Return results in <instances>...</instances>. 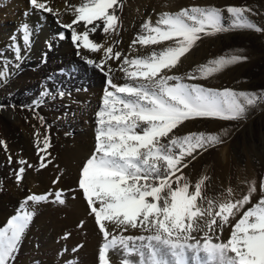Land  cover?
<instances>
[{"label":"snow or ice","instance_id":"snow-or-ice-1","mask_svg":"<svg viewBox=\"0 0 264 264\" xmlns=\"http://www.w3.org/2000/svg\"><path fill=\"white\" fill-rule=\"evenodd\" d=\"M29 2L35 12L59 15L58 11L42 0ZM118 7V0H87L75 9L76 16L72 23L60 25L70 30V38L77 49V56L106 77L102 107L97 113V145L93 155L82 167L78 181V187L86 197L90 212L94 214L106 241L99 253V261L101 264H109V250L119 246L129 257L133 254L139 257L135 262L125 258L123 264H189V252L198 264H204L200 259L201 252L212 264H264V199L245 212L235 223L231 238L226 243H213L208 231L216 224V217H220V227L223 228L229 216L234 217L249 203V196L235 203L220 204L219 211L213 215L211 205L205 210L197 204L198 198L201 197L203 180L195 185L194 192H190L189 184L185 182L181 186L182 177L178 176V186L176 189L172 188L171 177L180 171L178 166L184 157H193L198 150H207L224 141L218 135H205L203 132L184 136L169 134L185 121L196 118H243L246 106L241 102V97L247 105H254L256 102L255 94L249 96L247 93H237L229 89L218 91L196 83H184L179 76L161 75L165 69L171 71L176 66L180 58L201 38L202 33L211 35L213 32L226 30L221 24V12L215 8H185L175 15L165 14L157 21L156 26H152L150 22L144 23L142 27L147 35L138 37L140 44H158L161 41L174 40L175 46H169L160 53H153L144 58L125 57L121 70L128 80L135 83L118 86L105 72L104 65L109 60H119L121 53H114L112 47H107L101 60L89 59L81 54L79 49L82 47L88 52L97 53L103 45L90 39L89 30L78 32L74 27L75 24L83 22L85 26H92L90 31L95 33L99 27L95 22L101 21L103 33L115 31L118 24ZM245 11L246 9L241 7L227 8V12L236 18L232 26L255 28L257 32H264V29L243 19ZM57 23L59 24V20ZM21 28L23 54L14 34L10 38L12 42L7 45L8 50L14 53V59L5 57L3 50H0V60L4 61L0 79L14 74L9 71V65L14 71H18L30 50V26L26 23ZM67 38L63 31L54 37L59 41ZM46 47L48 51H52L53 41H46ZM47 55L48 52L43 53L41 63H47ZM240 59L242 57L233 56L228 60L214 61V67L201 68L199 75H190L189 79L208 77L224 65ZM111 71L109 68L108 72ZM58 74L63 75L64 69H60ZM47 79L51 81L52 77ZM170 81L175 83H169ZM109 86L113 91L107 90ZM57 91L63 98L65 92L62 89ZM48 93L49 89L45 88L40 95L47 96ZM37 103L33 101L29 110H34ZM43 103V100L39 101L40 105ZM3 107L5 106L0 105V108ZM162 138H167V143H162ZM43 144V148H38V155L41 165L46 167L44 162L50 155L47 151L50 146L47 137ZM3 146H7L6 142ZM176 149L179 150L178 153L174 151ZM47 162L51 163L50 160ZM17 163L23 165L27 161L20 159ZM24 171V167L16 170L18 181ZM165 189L168 190L167 195L162 196ZM62 191L56 193V201L60 204L64 203L60 198ZM47 199L46 195L27 197V201L31 202H43ZM32 216L33 213L30 212L17 214L0 229V264H9ZM206 216L211 219H206ZM105 221L116 228H140L151 234L114 235L105 226ZM194 232L204 233L203 243L193 235ZM136 241L140 243L137 244Z\"/></svg>","mask_w":264,"mask_h":264},{"label":"bare ground","instance_id":"bare-ground-1","mask_svg":"<svg viewBox=\"0 0 264 264\" xmlns=\"http://www.w3.org/2000/svg\"><path fill=\"white\" fill-rule=\"evenodd\" d=\"M42 2H46L49 6L53 7L55 11H58L59 15L54 16L53 14L36 12L39 15L38 18H40V26L38 27L41 29L39 28L40 30L36 32L38 36L36 47L34 46L36 49L34 51L31 49V52L28 53V64H22L18 71L12 70L14 73L12 76L6 79H0V100L6 104L5 107L0 110V226L5 224V221L11 215L15 216L16 214L24 212V205L37 212L31 224L34 222L37 223L36 221L38 220L46 224L50 216L53 215L54 209L51 206L52 204L50 205L45 201L27 202L24 198L28 194L45 195L48 188L46 186H48L51 181L57 180L60 184L65 185V187H72V189L68 191L67 196L69 198L74 196L77 199V202H71V199H69V201L67 200L68 202L59 204V207L69 213L72 222L75 224L76 229L73 240H78L82 243L81 256L83 254V258L87 259L86 261H93L95 259L98 261L99 253L102 251V248L99 246L105 239L94 223L93 214L90 212L89 206L83 199L82 191L78 188L77 181L81 178L80 169L84 166L86 160L93 155L97 145V113L102 107L106 77L95 68L88 66L77 56V49L70 38V30L68 31L60 26V23L68 24L73 22L76 16L75 9L79 7L80 4H83L81 3L82 0H42ZM209 4L210 2L208 0L204 2V5H201L199 0H177L176 2L168 0H123V5L116 13L118 16V24L115 31L103 33V23L101 21L95 22L96 24H98V22L100 23L95 33L90 31L92 26H85L83 22L74 25L77 31L79 29V32L89 30V35L92 37L91 39L93 42L103 45L100 52L97 53L88 52L82 47L79 51L89 59L99 61L103 58L104 49L112 47L114 53H121V57L119 60H109L104 65L105 72L111 77L112 82L118 86H122L125 83L134 84L135 82L128 80L125 77V73L121 70V64L125 57L128 59L144 58L153 53H160L169 46H175L174 40L161 41L158 44H140L138 42V37L147 35L142 25L146 22H150L152 26H156L157 21L165 14L175 15L185 8H215L212 5L208 6ZM31 10L35 12V10L30 7L29 0H0V50L3 48V44L6 43L7 39H10L14 34L17 35L15 29H19L25 21H30V13H28L27 16L26 13L29 11L31 12ZM34 16H32V18ZM15 20H17L16 23L13 22ZM57 20H59V24ZM29 25L30 29H33L31 23H29ZM49 28L51 31H49ZM35 29H37V27L34 26V31ZM59 29H64L68 38L64 41L57 40L53 50L48 51L46 41L54 38ZM18 36L20 37L19 34ZM134 41H136V43H134ZM193 51L194 45L184 56L189 57ZM44 52H48L47 63H41ZM184 56H182L180 60L183 59ZM63 66L68 67L66 72L70 73L69 78L65 74L58 75V70ZM109 68L112 69L111 72H108ZM51 73L57 74L52 76ZM49 76H51L54 81H58V84L53 85L47 96H42L38 100H43L45 102V107L41 105L43 107L42 111L36 109L29 110V106H32L31 102H33L35 98V93L30 94L29 98L26 96V91L29 90L35 82L48 80L47 78ZM221 76V73L214 72L208 77L201 78L205 81L208 80V82H213L214 85H219L221 89V83L223 82ZM58 89H62L65 92L63 98L56 95ZM108 91H113V89L110 87ZM68 93H70V95ZM22 97L27 101L26 107H19L15 104L20 101ZM12 105H15V107H12ZM59 114L62 115L63 123L56 125L53 121L49 120V116L55 118ZM41 117L43 119H40ZM83 117L90 118L92 122L91 128L88 131L87 128L83 130L80 124ZM187 122L188 121H185L181 125ZM70 127L74 128L73 133L69 132ZM137 131H140V129H137ZM172 134L173 133H170L169 136ZM184 135L186 134L180 136ZM46 137L49 140L50 146L47 151L50 155L44 162L46 164L45 167L41 165L38 148L44 147L43 141ZM4 142H6V147L3 146ZM161 142L167 143V138H162ZM174 151L178 153L179 150L176 149ZM201 151L202 150H198L194 153L195 155H193V157H184L181 165L178 166L180 171L176 172L174 177L185 175L189 171L193 159L197 158L199 154H201ZM9 156H11V163H9ZM20 159L27 161V163L23 165L18 164L17 161ZM48 160H50L51 163H48ZM29 165H31V167H29ZM183 165H187V167ZM20 167L25 168L23 173L24 176L21 181H17V173L15 170ZM230 167L231 166H228V164L223 166L218 169L217 174L221 178L229 179V183L234 185L235 173L232 169L230 171ZM247 172H249V170ZM174 177L171 180H173ZM242 179L244 180V183H241L242 186L234 185L232 192L229 193L228 196L226 195L227 197L222 199L223 201L220 204L229 202L235 203L238 200H242L245 196H249L250 202L252 198L263 195L264 188L253 174H247ZM183 183H185L184 180L180 182V185L182 186ZM175 186L176 181H172V188L176 189ZM253 189H255V191H253ZM202 190L203 189H201V197L198 198L197 204L199 207L206 210L208 208L206 207L208 206V202ZM167 191L168 190L165 189L162 196L167 195ZM162 203L163 201H161V204ZM220 204L216 206L215 209L213 208V210H211L213 215L219 211ZM250 204L251 203L245 204L234 217L229 216V220L226 224H223V228L220 227L222 221L220 217L217 216L216 224L212 226V230L208 231V236L211 237L212 242H218V240L222 239L226 240L229 231L233 228L234 222ZM98 206L97 203V207ZM233 211L235 212V209ZM205 218L211 219L210 216H206ZM105 225L109 232L114 235L126 236L130 234L132 236H147L151 234L140 228H129L127 230L123 227L116 228L115 225L108 221H105ZM33 229L34 230L31 229L32 231L27 232L26 235L29 236V234L31 235L32 233V236H39L40 228L39 230ZM27 231H29V229ZM202 234L204 233H193V235L203 243L204 237H200ZM29 238L31 237H28L27 240ZM27 240L24 241V245L19 250L18 256L13 264H32L28 260L37 257L35 256L36 253L33 243H29ZM224 242L225 241H223V243ZM136 243L139 244L140 242L136 241ZM44 250L52 251L54 249H52V247H45ZM56 255L58 256L56 258L59 259V253ZM188 256L190 258V256L193 255L189 252ZM27 257L29 259H27ZM108 257L110 259L109 264H123L125 258L131 259L134 262L139 260L137 255L129 257L119 246L117 249H110ZM25 259L27 260L25 261ZM64 263L65 261L63 259L58 260V264Z\"/></svg>","mask_w":264,"mask_h":264},{"label":"rangeland","instance_id":"rangeland-1","mask_svg":"<svg viewBox=\"0 0 264 264\" xmlns=\"http://www.w3.org/2000/svg\"><path fill=\"white\" fill-rule=\"evenodd\" d=\"M168 1L176 2L177 0ZM205 1L207 0H199L201 5H204ZM208 1L210 2L208 6L212 5L213 7H215V9H218L221 12V24L226 30L220 32H213V34L211 35H205L202 33L201 38L195 42L194 51L189 55V57L184 56L183 59L177 62L178 64H176V66L171 71L165 69L161 73V75L167 74L179 76L182 78V82L184 83H196L203 87L211 88L218 91L229 89L237 93H247L249 96H251L252 94L256 95V102L254 105H247L246 101H244L241 97V102L244 103L246 106V112L243 118L235 120H223L219 118H196L195 120L188 121L184 125H179V127L174 129V132H172L173 134L171 136H180L182 134L188 135L191 133L199 134L203 132L205 135H218L221 137V140L224 141L221 144L209 147L207 150H202L201 154H199L197 158L193 159L189 171L185 175L179 176L182 177L184 182H187L189 184L190 192H194L195 185L201 180H203L204 183L201 185V189H203V195L208 202V206L206 207L209 208V205H211V210H213V208L215 209L216 206H218L223 201L222 199L226 198L229 193L232 192L234 185H238L240 187L242 186V184L244 183V180L242 178H244V176H246L247 174H253L254 177L258 179L261 186L264 188V98H261L264 97V32H257L255 28H234L232 25L235 23L236 18L233 17L232 14L227 12L228 7L244 8L246 9V11L243 13V19L249 23L255 24L259 28L264 29V0ZM86 2L87 0H82L81 3L84 4ZM83 4H80L79 6H82ZM118 5L119 7L117 8V12L119 11V8H121V6L123 5V0H118ZM27 13H30V16H34L36 14L33 18L32 16H29L30 21H28L29 23H31V26L33 28L31 29L32 42L29 50V52H31V49L32 51L36 49L35 47L38 39L36 32L41 29L40 27H38L40 26V18H38V13L33 12L32 10L31 12L29 11ZM13 22L16 23L17 20ZM28 22L25 21L24 24L27 23L29 25ZM97 25L100 26V23L98 22ZM21 26L19 27V29H15L17 31V35L15 36L17 41L16 43H18L19 45L21 44L20 46L22 48L23 54V36H21L23 35V31ZM34 26L37 27L35 31ZM49 31H51V29ZM61 31L65 32L64 29H59L57 30V33ZM144 32L146 33V31ZM18 34L20 35V37L18 36ZM91 38L92 37H90V39ZM50 40H54V47L57 40L54 38ZM10 41V39H7L6 43L3 44V48L1 50H3L5 57L14 59V53L9 51L7 48V45L12 42ZM233 56H239L242 57V59L235 61L231 64H226L221 67L218 71H216V73L218 72L222 75L221 79L223 82L221 83V89L219 88V85H214L213 82H208V80L205 81L202 78H199L197 80L189 79L190 75H199V71L201 68H206V66L214 67V61H218L221 59L228 60L231 59ZM245 57L246 59H243ZM27 58L28 54L25 57L26 60L24 61L25 63H23L24 65L28 64L29 59ZM0 62V67L3 66L2 68H0V71H3L4 61L0 60ZM67 68L68 67L66 66L60 67V69H64V74L67 75V77L69 78L70 73L66 72ZM12 70V66L9 65V71L13 72L14 70ZM55 74L53 73L52 76H54ZM6 78L7 77L3 79ZM171 82L175 83V81H170V83ZM57 84L58 81H54L53 79H51V81L41 80L35 82V84L29 90L26 91L27 97H29L30 94L35 93V98L33 101H37L38 103L35 106L34 110L36 109L42 111L43 107L39 104L38 100L40 99V97H42L40 93L43 91V89L47 87V89H49L50 91L53 85ZM109 89L110 86L107 87V90ZM104 90H106L105 84ZM56 95L59 94L57 93ZM26 102V99L22 97L20 101L16 102L15 104H17V106L19 107H21L22 105L26 107ZM44 104L45 102L42 104L45 107ZM0 105L5 106L6 104L4 102H1L0 100ZM3 108H0V110ZM49 120L53 121V123L56 125L63 123V118L61 114H59L55 118H53V116H49ZM91 123L92 122L90 118L87 117H83L80 121V124L83 127L82 129L86 130L87 128V131L90 130ZM69 132L73 133L74 128L70 127ZM227 164L228 166H231L229 168L230 171L232 169V171H234L235 173L234 185H231V183H229V179L221 178L217 174L218 169L222 168ZM248 170L249 172H247ZM23 176L24 174L22 175V178L19 179V181L23 179ZM173 177L174 175L171 177V179ZM176 178L177 177H174V179L171 181H176ZM182 179L180 180V182L183 181ZM53 181H56V183H53ZM53 181H51V183L46 186L48 188L45 195L48 196V199L45 202L50 205L52 204L51 206L56 212L53 210V215H51L50 218L48 217L49 219L46 224H43L44 222H42L41 220V222L38 220L36 221L37 223L34 222L31 224V222L35 219L37 212L29 209L28 206L24 205V212L33 213V216L28 228L25 231V235H23L24 237L22 236L21 241L18 244L17 251L9 260V264H13V262L16 260L19 250L21 249V247H23L24 241H26L28 237H31L27 241H29V243H33L36 253L35 256H37L31 259L27 257V259H29L28 261L32 264H58V260L61 259L65 261L64 264H66V262H70L71 264H101L99 260L96 261L95 259L93 261H86L87 259L83 258L84 255L82 254L81 256L80 253L82 243H80L78 240H73V235L76 229L75 224L72 222V218L69 213L66 212L64 209H61L59 207L60 203L56 201V193L60 192V190H63L60 198L63 199L64 202H68L69 199H71V202H77L76 197L72 196L69 198L67 196L68 191L71 190L72 187H65V185L60 184L57 180ZM177 186L178 185L176 183L175 188H177ZM30 195L31 194L25 196V201H27V197ZM83 199L84 201H86V197L83 196ZM261 199H264V193L259 197L252 198L249 202L251 204L247 207V209L243 211V213H241V215L234 222L233 228L231 229V231H229V234L227 236L228 238L226 240L222 239L218 240V242L215 241L213 243H223V241H225L224 243H226L231 238V233L234 230L235 223H237L239 219L243 217L245 212H247L250 208L254 207L257 203H259ZM85 203L87 204V202ZM24 212H21V214H23ZM13 216L11 215L8 218L10 219ZM8 218L5 221V224L0 226V229L4 228L7 225V222L9 221ZM93 220L96 224L97 229L99 230L98 222L95 220L94 214ZM32 227L35 228V230H39L40 228L41 234L39 233V236H32V233L31 235L29 234V236L26 235L27 232L34 230ZM28 229L29 231H27ZM100 233L103 236V233L101 231ZM200 237H204V234L200 235ZM109 239H111V235L109 236ZM105 242V240L102 241L99 247L103 249V244ZM45 247H52V249L55 250V253L54 250L45 251ZM58 253L60 256L59 259L56 258L58 257L56 255ZM132 256H135V254H133ZM27 259H25V261ZM200 259L204 261V264H212V262L208 261L207 256L203 252L200 253ZM189 264L198 263L193 259V256H190Z\"/></svg>","mask_w":264,"mask_h":264}]
</instances>
